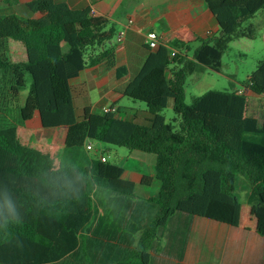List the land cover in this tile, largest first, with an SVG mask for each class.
Wrapping results in <instances>:
<instances>
[{
    "label": "trees",
    "instance_id": "1",
    "mask_svg": "<svg viewBox=\"0 0 264 264\" xmlns=\"http://www.w3.org/2000/svg\"><path fill=\"white\" fill-rule=\"evenodd\" d=\"M203 1L217 22L216 36L198 39L196 47L174 40L149 49L120 91L146 107L147 124L88 109L76 117L69 80L85 68L115 65L111 23L54 0L27 3L39 18H0V94L20 101L28 77L20 120L38 113L43 129H66L60 170H51L46 152L23 143L16 127L0 129V264H150V252L162 249L174 216L236 228L239 178L248 186V203L261 202L264 120L246 114V97L232 84L195 97L190 105L184 103V84L188 76L221 71L222 41L255 39L264 27V0ZM258 13L260 24H251ZM9 41L22 46L24 61L5 57ZM247 81L264 97V58ZM168 101L176 116L172 123L161 115ZM86 142L153 154L160 181L156 194L135 197L122 169L89 157ZM179 225L182 238L186 224L179 220Z\"/></svg>",
    "mask_w": 264,
    "mask_h": 264
},
{
    "label": "crops",
    "instance_id": "2",
    "mask_svg": "<svg viewBox=\"0 0 264 264\" xmlns=\"http://www.w3.org/2000/svg\"><path fill=\"white\" fill-rule=\"evenodd\" d=\"M7 1H10V3ZM30 1L33 0H0V18L8 15H15L25 19L41 17L42 14H33L28 10L26 5ZM54 1L66 4L71 10L89 9L90 17L108 21L115 29V65L112 68H108L104 63H101L94 67L85 68L77 77L69 80L73 106L78 119L82 117L84 109H88L92 114H100L102 108L114 107L116 110L119 108L123 109L122 112L118 110L116 113L121 119L138 124H147L151 119V115L146 107L141 109L140 106L130 105L125 100L126 97L120 94L123 86L137 74L146 55L149 53V49L144 43L145 35L149 32L155 33L158 45L166 47L174 40L191 43L192 46L198 39L216 36L219 30L217 22L203 0ZM120 32H123V37L120 42H116V36ZM5 57L13 63L22 62L25 60L24 49L19 43L9 41L6 44ZM172 68L173 64L168 66V78L169 71ZM242 93L245 95L244 91ZM10 104L16 106L17 111L22 106L20 101L17 103L9 102L7 106H10ZM166 108H171V101H168ZM39 121V115L35 113L30 120L21 122L28 128L39 127L43 131L52 132L55 135L59 134L60 139L49 138L44 147H33L49 153V151L53 150L54 145L61 142L62 151L66 129L60 127L46 130L41 127ZM30 123L31 126H28ZM14 127L17 129L21 141H23L19 127ZM85 145H89L91 147L90 150H92L90 142H86ZM128 151L126 155L117 156L116 161H113V163L122 169L121 178L123 180L133 182L135 197L148 199L156 194L160 186L154 167L155 156L138 150ZM95 158L108 161L102 154L95 156ZM57 170H60V167H57ZM142 177L150 178V183L148 185L141 184L140 180ZM179 220L181 223L186 224L184 227L186 232L182 238L179 237V229L181 228ZM202 224L204 225L203 231L199 227ZM240 224L241 213L239 225L236 228L205 219L192 218L186 220L184 217H179V215L174 216L169 226L167 238L161 240L162 249L155 254L150 252V264H207L197 263L193 260L197 255L199 246L207 248L210 245V240L215 237L213 231L210 234L208 233L207 226L212 225L214 226L213 229L218 227L236 230L240 227Z\"/></svg>",
    "mask_w": 264,
    "mask_h": 264
},
{
    "label": "rangeland",
    "instance_id": "3",
    "mask_svg": "<svg viewBox=\"0 0 264 264\" xmlns=\"http://www.w3.org/2000/svg\"><path fill=\"white\" fill-rule=\"evenodd\" d=\"M261 15L258 13L249 22L259 25ZM193 43L192 47H196ZM221 49V71L219 73L207 71L201 77L188 76L185 80L184 103L190 105L193 98L201 96L208 91H226L230 84L236 91H244L247 100V114L257 118L260 122L264 120V97L248 81L247 77L254 71L258 61L264 58V27H258L255 39L229 38L217 45ZM26 89L21 92L20 103H23L29 86L27 77ZM130 105L145 106L139 102L128 100ZM5 92L0 94V129L8 126H18L25 144L44 147L49 138L60 139L59 134L43 131L39 127L28 128L20 121L16 106L10 104ZM14 102V101H13ZM19 102V101H18ZM17 103V102H14ZM21 105V104H20ZM166 123H172L176 118L171 108L161 112ZM37 116V114H36ZM40 124V121H39ZM31 126V123L28 124ZM92 150L88 151L91 158L102 154L109 162L116 161L117 156L126 155L129 151L125 148L104 145L98 142H90ZM117 152V153H116ZM61 153V142L53 146V150L47 153L50 158L51 170L60 167L59 156ZM119 154V155H118ZM236 194L242 205L241 224L236 230L224 228L215 229L207 226L208 233L212 231L215 237L211 239L207 248L199 246L194 261L207 264H264V196L259 204L248 203V186L242 178H239ZM203 231L204 225L199 226Z\"/></svg>",
    "mask_w": 264,
    "mask_h": 264
},
{
    "label": "built area",
    "instance_id": "4",
    "mask_svg": "<svg viewBox=\"0 0 264 264\" xmlns=\"http://www.w3.org/2000/svg\"><path fill=\"white\" fill-rule=\"evenodd\" d=\"M123 37V32H120L117 36L115 41L116 42H120L121 39ZM145 46L150 49L153 50L158 46L157 43V36L155 33L153 32H149L145 35V40H144ZM170 58H173L175 56V51L170 50V54H169ZM237 94H243L242 91H237ZM101 114H116L117 110L114 107H105L102 108L100 111ZM91 149V147L89 145H85V150L89 151ZM101 161H104V159H101Z\"/></svg>",
    "mask_w": 264,
    "mask_h": 264
}]
</instances>
